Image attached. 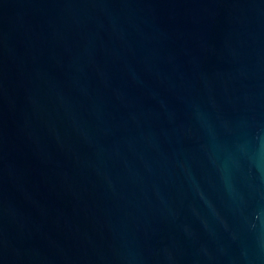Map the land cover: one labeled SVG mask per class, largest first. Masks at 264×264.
Segmentation results:
<instances>
[{
    "label": "water",
    "instance_id": "1",
    "mask_svg": "<svg viewBox=\"0 0 264 264\" xmlns=\"http://www.w3.org/2000/svg\"><path fill=\"white\" fill-rule=\"evenodd\" d=\"M0 264H264V0H0Z\"/></svg>",
    "mask_w": 264,
    "mask_h": 264
}]
</instances>
